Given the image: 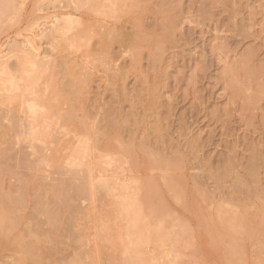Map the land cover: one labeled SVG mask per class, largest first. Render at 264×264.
<instances>
[{
    "label": "rangeland",
    "instance_id": "1",
    "mask_svg": "<svg viewBox=\"0 0 264 264\" xmlns=\"http://www.w3.org/2000/svg\"><path fill=\"white\" fill-rule=\"evenodd\" d=\"M84 2L0 0V50L17 44L28 47L23 53L37 54L48 67L41 86L65 82L67 89V71L83 80L84 104L110 108L107 121L122 123L127 131L121 137L133 141L135 156L105 164L101 190L78 194L68 187V204L52 194L54 178L44 175L35 157L24 167L30 182L26 203L7 213L14 225L0 219V264H69L79 249L85 255L77 264H140L123 254L118 238L124 233L128 243L136 236L121 216V202L141 207L149 235L160 223L169 232L161 246L153 240L150 252L145 246L134 252L148 253L153 264H170L176 255L181 264H264V0H127L116 17ZM164 13L177 25L170 36L158 25ZM62 20L73 22V29L54 30ZM112 22L147 35V41H136L145 54L137 65L130 49L111 45L117 61L113 56L115 64L105 63L124 69L119 81L115 70L98 64L103 30ZM143 23L153 25L146 30ZM151 41L162 46L156 62L146 55ZM62 87L61 93L67 91ZM143 142L160 157L143 155ZM10 183L20 186L14 177L5 180V186ZM38 192L43 205L34 207ZM219 207L226 210L225 220L218 217ZM48 211L59 214L57 227ZM77 234L80 247L71 238Z\"/></svg>",
    "mask_w": 264,
    "mask_h": 264
},
{
    "label": "bare ground",
    "instance_id": "2",
    "mask_svg": "<svg viewBox=\"0 0 264 264\" xmlns=\"http://www.w3.org/2000/svg\"><path fill=\"white\" fill-rule=\"evenodd\" d=\"M84 3L88 6L95 4V7H98L99 14L116 17L123 7L127 5V0H85ZM1 11L2 13L4 12L3 8H1ZM173 19V15L164 13L162 21L159 24L156 22L163 28L162 31L168 29L165 36H170L174 28L177 27ZM62 21V24L59 23L61 27L56 24L53 29H56V31L60 28L62 30L68 29V31L73 29V22L70 20ZM148 25L143 23L142 26L145 28L150 27ZM146 36L131 31L125 32L118 24L110 23L103 30L102 41L99 39L101 41L99 43H102L101 45H103L104 49H100L102 46L98 47L101 50L99 51L100 56L103 51V60L100 63L98 62V64H102L100 66L105 64L106 68L104 70H107L109 65L107 62L115 57L114 55V57L112 56L113 53H111L110 47L113 43H117L123 48H121L122 51L130 49L132 65H137L139 60L140 62L142 61V55L145 54L137 48L136 41L139 39L147 41ZM52 39H55V37L53 36ZM90 39H92V36ZM148 44L150 46L146 55L153 62H156L161 55L159 51L162 46L157 41H151ZM16 45L0 50V94L3 95L1 99L2 105H0V219L2 222L9 221L12 225H14L15 221L10 217L8 218L7 213L10 209H13L14 205L26 203L25 195L28 193L30 182L24 179L26 178L25 173H27V169L24 167H29L31 163H34L35 157L39 159L37 163L40 170H47V174L44 175L54 178L55 183L51 184L52 194L60 202L68 204L69 196L64 193L68 187L75 190L78 194L92 193L93 189L96 188L101 190L106 187L101 184L100 179L105 169L103 166L108 162H113L125 156H135L133 141L125 143V140L121 137L123 131H127L124 130L122 123L120 121L117 123L114 118H110L107 121V116L112 114L110 108L109 110H104V107L100 105L96 108L92 107L100 103L92 104V106L90 104V107L88 104H84V90L87 88L83 80L80 79L79 81V78L67 71L65 75L67 78L64 76L68 79L66 83L67 85L69 84L68 87L66 86L67 89L64 87L65 82H63L64 84L61 82L67 91L62 87L61 90L63 89L65 92L61 93L60 87L62 85L58 87L55 84L56 82L46 83L45 86H41L38 80L44 71L43 67L48 68L45 62L36 60L34 57L38 56L37 54L31 53L32 55H28L23 53L28 50V47L20 49ZM29 45L31 47H29V50L33 48L32 50L34 51V45ZM118 51L122 52L119 49ZM30 52L27 51V53ZM120 55L122 56L121 53ZM11 57L16 58L15 63L10 61ZM97 58L96 61H98ZM106 60L108 61L105 63ZM115 60L117 61L116 57ZM113 68V65L108 66V70H113ZM114 76L118 81L123 80L125 76L124 69H116ZM111 78L113 79V76ZM82 79L88 80L89 78ZM107 79L109 80V78ZM86 101L88 102V99ZM91 107L93 110L90 109ZM105 117L106 121L103 123ZM140 149L146 157H154V159L160 157L148 151L144 142L140 144ZM249 170L254 172L255 166L251 165ZM11 177L17 178L20 181V186L17 187L14 183H10L8 187L5 186V180ZM73 180H78V182L75 183ZM37 183L41 185L40 180ZM7 189L10 192H7ZM10 193H13V196ZM34 196V207L35 205H43L42 193H35ZM120 205L124 213L121 216L126 220L127 227L130 230H135L136 235L134 238L131 237L128 243L124 233L118 235L124 248L123 254L131 258L137 257L140 264H153L152 257L148 253L147 255L136 256L134 252L140 253L139 249H137L140 246H145V253L150 252L148 247L153 240L157 241L158 246H161L166 241V236L169 232L160 223L155 229V235H149L147 230L149 228L148 217L142 213L141 207L134 203L131 207H127L122 202ZM48 215L52 224L57 227L59 214L48 211ZM225 215V208L219 207L218 217L221 220H225ZM234 217H236L235 213ZM179 218L174 217L172 220L177 221ZM176 225L174 224V229ZM99 229L97 231L98 238L102 237L101 228L99 227ZM102 229H104L103 225ZM180 231L182 230H178V234L182 235L184 231L181 233ZM175 236L177 238L178 235L175 234ZM71 238L77 242L78 247L82 245L83 239L79 234ZM179 238L177 240L181 241L180 236ZM99 252L100 250H97L96 255H99ZM84 255L83 250L79 249L75 255V261L69 264H77V260L82 259ZM169 263L181 264V260L176 255L170 258Z\"/></svg>",
    "mask_w": 264,
    "mask_h": 264
}]
</instances>
